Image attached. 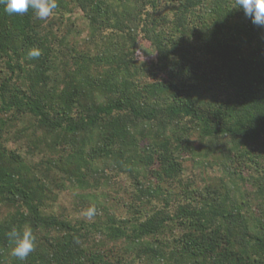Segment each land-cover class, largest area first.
<instances>
[{
	"label": "trees",
	"instance_id": "16d2710c",
	"mask_svg": "<svg viewBox=\"0 0 264 264\" xmlns=\"http://www.w3.org/2000/svg\"><path fill=\"white\" fill-rule=\"evenodd\" d=\"M56 2L0 3V264H264V28L235 0ZM59 189L95 214H54Z\"/></svg>",
	"mask_w": 264,
	"mask_h": 264
},
{
	"label": "clouds",
	"instance_id": "9594fccd",
	"mask_svg": "<svg viewBox=\"0 0 264 264\" xmlns=\"http://www.w3.org/2000/svg\"><path fill=\"white\" fill-rule=\"evenodd\" d=\"M5 4V10L9 14L23 15L29 9L34 11L38 19L46 20L57 8L56 0H0ZM237 9L242 10L245 17L252 24L264 28V0H235ZM41 55L38 48L29 49L27 56L37 58ZM96 212L95 206L89 207L82 215L91 218ZM10 242V255L20 260H25L35 249L36 237L30 226H24L22 230L13 227L7 233Z\"/></svg>",
	"mask_w": 264,
	"mask_h": 264
},
{
	"label": "rangeland",
	"instance_id": "374dc122",
	"mask_svg": "<svg viewBox=\"0 0 264 264\" xmlns=\"http://www.w3.org/2000/svg\"><path fill=\"white\" fill-rule=\"evenodd\" d=\"M165 6L170 7L171 3H163ZM73 18V21L75 20L80 28H84V25L86 23V20L84 18V14L82 11L76 10L75 13L70 14ZM67 18H63L65 23H67ZM60 20V19H58ZM57 20V21H58ZM56 21V20H55ZM57 28H61V26L57 25ZM144 37L140 39V44L137 49V57L139 60L143 61H150L152 59L156 58V53L151 48L150 44L143 40ZM188 161L185 162L187 166V172L186 176L190 178H195L196 181L199 183V185L203 186L206 184L202 179H207L208 177H216L221 174V172L215 171L213 169L208 170H196L194 168L193 162L188 158ZM58 197L55 201H53L50 205L51 210H53L54 214L58 215L61 218H71L72 220H79L84 217L82 213L87 210L85 205L81 204V201H79V196L85 194V191L80 189H72V190H66V189H59L56 190ZM2 212L6 213V211L2 208ZM119 248V247H114Z\"/></svg>",
	"mask_w": 264,
	"mask_h": 264
}]
</instances>
